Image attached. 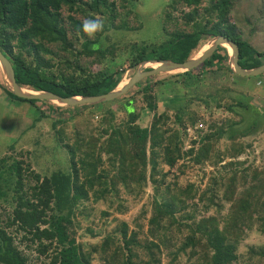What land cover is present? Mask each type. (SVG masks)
<instances>
[{"label":"trees","instance_id":"16d2710c","mask_svg":"<svg viewBox=\"0 0 264 264\" xmlns=\"http://www.w3.org/2000/svg\"><path fill=\"white\" fill-rule=\"evenodd\" d=\"M158 1H166L156 13L160 16L162 43L145 40L122 43L119 39L111 44L110 30L141 29L142 8L147 9L143 6L145 0H0V50L10 60L18 84L62 97L106 93L121 80L123 69L144 60L183 62L205 42L204 35H222L232 40L238 47V63L242 68L264 64V53L244 40L237 24L230 20L237 0ZM96 16L104 20V28L90 39L81 30V24L84 19ZM227 56L226 48L218 46L197 67L201 66V72L195 68L156 81L155 86L138 83L139 91L132 96L108 101L116 103L113 108L100 111L106 124L97 129L100 136L107 133V139L96 154L95 141L88 142L91 150L77 159V144L83 142L82 135L73 129L69 137H74L75 145L63 143L68 134L67 121L55 114L61 109L69 110L70 121L96 105H78L81 109L77 112L73 106L60 108L46 101L18 97L0 83V91L8 103L14 102L10 107L18 108L17 102L25 103L37 110L39 116L34 119L47 125L49 122L44 118L54 119L49 127L63 143L60 145L64 146L69 166L67 171L42 172L37 162H33L34 152L8 153L16 148L14 144L0 153V210L4 213L0 215V264H43L46 259V264H241L237 248L246 232L256 231L264 236V170L249 163L242 166L239 175L233 173L225 181L213 176L211 186L200 190L191 182L180 186L177 176L172 182L167 181L169 171L160 165L174 167L184 155L180 146L186 129L204 123L186 111L187 95L206 97L204 91L209 89L200 90L201 84L205 85L201 78L204 72L218 81L224 74L231 77ZM239 77L247 84L256 77L251 81H255L253 88L264 89V74ZM179 83L184 92L177 91ZM247 86L244 88L248 89ZM246 92L241 89L233 96L234 102L226 105L238 116V121L208 124L198 139L201 145L192 156L193 162L200 163L209 157L214 147L212 138L225 137L234 142L259 123L264 130V106L252 103L253 98ZM217 93L214 91L212 95ZM139 95L144 104L137 108L134 101L139 100ZM44 102L50 107L49 112L43 111ZM118 112H124L127 121L120 126L110 124ZM148 113L150 124H140L137 120H143ZM171 115L178 125L174 130L168 126ZM240 142L232 143L231 149L222 154L233 158L252 147L251 143ZM195 144L194 139L187 155H192ZM102 152L106 153L109 168H100L104 164ZM26 154L30 161L23 158ZM121 183L128 193H134L135 199L147 187L152 189L149 201L142 204L133 219V227L122 222L111 233L87 226L81 233L85 240L79 241L76 226L80 223L72 215L89 218L92 207L86 203L88 200L105 205L106 209L100 211L103 217L110 208L119 213L129 209L128 199L117 197ZM220 189L222 194L218 198ZM222 201L228 203L224 215L198 217V208L206 214L212 208L220 212ZM33 250L37 254L36 263L31 262L28 253ZM249 255L258 260L244 264H264V245L251 246Z\"/></svg>","mask_w":264,"mask_h":264},{"label":"rangeland","instance_id":"374dc122","mask_svg":"<svg viewBox=\"0 0 264 264\" xmlns=\"http://www.w3.org/2000/svg\"><path fill=\"white\" fill-rule=\"evenodd\" d=\"M146 2L143 4V6H146L147 9H143V26L139 30H110V33L112 34L111 40H109V43L114 44V41H119V39L122 41V43H133V42H139L140 40H145L146 42H155V43H162L164 40L161 36L162 33L160 32V16H158L156 13L162 9V7L165 5L166 1H158V0H145ZM159 9V10H158ZM161 12V11H160ZM174 15H177V12H174ZM230 20L237 24L238 31L241 34V37L246 40L251 46L255 47L258 51H261L264 53V0H237L234 2V6L232 7L231 14H230ZM205 41H208V37H204ZM198 49V48H197ZM196 50V49H195ZM194 50V51H195ZM193 51V52H194ZM227 51V50H226ZM228 53V52H227ZM193 54V53H192ZM91 59V58H90ZM90 59H86V61H89ZM227 64V62H226ZM201 67V66H200ZM199 68H196L199 71ZM122 70V67L120 68ZM136 66L129 68L124 71L123 69V75L122 76H128L135 71ZM196 71H192L194 74H196ZM201 72V70H200ZM217 72V71H215ZM207 72H204L202 75V81H204L205 85H202V89L200 90H207L204 91L205 98L204 97H198L196 98L195 94H190L188 96L187 101V110L188 112L197 115L201 121L204 123V127L199 128L191 126V131H185V135L183 136V140L181 143L182 152L184 155L179 158L174 165V167H171V169L165 165L164 163H160L161 168L164 169V171H169L166 180L167 181H173L175 179V176H177L178 184L180 186H184L186 183L191 182L194 183L196 187H198L200 190L204 189L208 184L210 185L211 179L214 177H218L220 180L225 181L227 177H231L233 173L240 174L242 170V166L247 165L251 163L254 167H257L258 170H264V130L263 126L259 123L258 126H256L252 131H250L247 135L238 137L234 142L241 141L242 144L245 143H251L252 147L248 148L246 152L241 153L240 155L236 157H228L227 154H222L224 151H227L228 149H231L232 143H234L231 140H228L227 138H222L215 140L212 138L210 142L213 143L214 147L210 150V155L208 158L203 160L200 163L193 162L192 156H194L196 149L201 145V142L198 143L200 140L199 138L203 135V133L208 129V124L210 123H216L219 125L220 123H231L233 121H238V116L234 115L232 112H230L226 105L232 104L234 102L233 96L237 95L241 89L245 90V94L251 96L253 99L251 100L252 103H259L260 105L264 106V89L260 88H253V81L256 77H252L253 79L249 80L250 84H247L242 78L239 77L240 80L235 78V82L233 81V75L231 77H227L225 74L221 77V81L213 78L209 74H206ZM180 74V73H178ZM219 74V73H218ZM177 74H166V73H158L153 76L146 77L144 80L140 81L141 86H144L147 82L150 84L154 83V86L156 85V81H159L161 79H167L171 76H174ZM0 83L3 84L1 77H0ZM235 83V84H234ZM245 85H242V84ZM249 85V87L247 86ZM248 89H245L246 87ZM258 87V85H257ZM140 88V87H139ZM139 88L134 85L132 86L125 94L122 95V98H116L117 101H122L121 99H125L127 97H130L133 95V93L139 91ZM179 90L184 92L183 87L179 83L177 86ZM196 87L194 86L192 90H194ZM217 88V90L215 89ZM160 89V86H159ZM158 91V87H155L154 92ZM211 93V96L209 95V92ZM214 91H217L218 93L216 95H212ZM182 92H178V94H182ZM198 92V90L196 91ZM192 93V92H191ZM187 94V93H186ZM139 100L134 101V106L139 108L144 103L140 99V95L138 96ZM215 97H219V100L216 101ZM47 102V101H46ZM49 103V102H47ZM44 102V104H41L44 112H49L50 107L48 104ZM116 102H103L96 104L93 108H87L84 110L83 114H78L75 116L74 119L69 121V114L70 111L67 110V112L63 109L58 110L57 114H55V117L58 119H62L67 121L65 124L66 129V137L62 140L63 143H70L71 145H75L74 143V137L70 136V133L72 134L73 129L78 130L80 134L82 135L83 142L80 144H77L78 148L76 149V159L78 157H82L86 155L87 151H90L91 148L87 145L88 142L95 141V150L94 153L96 154L97 151L100 149L101 143L104 142L108 134H102L99 135L97 129L98 127H104L106 122L104 121V118L102 117V112H100L102 109L106 107H114V104ZM118 103V102H117ZM160 103V102H159ZM218 103V105H217ZM11 103H8L9 107L4 106L3 103L0 101V153L5 150V148L9 145L14 144L16 147L13 150H7L8 153H11L14 155V153L21 151H31L32 153V159L33 162H37L39 165L40 171L44 172L45 170H48L46 172H52L56 170H66L68 164H67V154L64 152V146L60 145L63 143H60L58 141L57 137L55 136L54 131L50 130V127L52 126V123L54 122V119L51 117L44 118L45 121L49 122V125H47L43 120H38L34 118H38L39 114L35 108H29V106H26L25 103L23 104L24 109L19 108H13L10 107ZM52 104V103H50ZM54 105V104H52ZM98 105V106H97ZM16 106V105H15ZM56 106V105H55ZM58 107V106H57ZM112 107V108H113ZM159 107V106H158ZM62 108V107H60ZM65 108V107H63ZM72 109L76 110L77 112L81 109V106H73ZM159 109V108H158ZM71 111L72 112H74ZM75 111V112H76ZM81 112V111H80ZM92 112V113H91ZM170 112V111H169ZM171 114V112L169 113ZM33 118V119H32ZM143 120H137L140 124H150L151 122V114L148 113L142 117ZM199 120V121H200ZM127 121L126 115L124 112H118L116 114V117L114 120L110 122L112 125H122ZM40 124V130H38V125ZM31 126V127H30ZM168 126L172 127V130L174 128H177L178 125L175 122L174 115H171L168 119ZM25 127L30 128L29 130H23ZM228 127V124L225 126V128ZM171 130V131H172ZM26 131V132H25ZM170 131V132H171ZM39 137V138H38ZM90 137H97L94 140H90ZM99 137V138H98ZM40 140V142H36ZM195 139L197 140V144H195V150L193 151L192 155H187L186 152L188 151V148L192 145V141ZM199 139V140H198ZM253 140V143H252ZM240 142V143H241ZM23 147L21 149V147ZM60 146H59V145ZM76 147V146H75ZM223 151V152H222ZM23 156V153H22ZM85 157V156H84ZM102 160L104 164L100 165V168H109L106 153H101ZM25 160L30 161L28 158V155L26 154L23 157ZM88 160V159H86ZM90 160V159H89ZM233 163V164H232ZM184 166V167H182ZM99 168V169H100ZM183 169L182 172L179 170ZM67 171V170H66ZM45 174H48L46 173ZM220 176H222L220 178ZM250 178V174L247 175V179ZM211 186V185H210ZM198 189V190H199ZM127 189L124 187V185L121 183L119 184V192L120 195L117 197L128 199V210L124 213L115 212L110 208L109 214L106 216H101L100 211L102 209H106L105 205L100 201L99 203L93 202L91 199L88 200L86 203L92 207V210H90L89 218L83 217L80 214L72 215L73 218L79 221V225H77V232L78 240L82 241L85 240L83 236H81V233L84 232V228L87 226L92 227L96 231L98 230H108L111 233L114 229H116L118 226H120V223L126 222L128 225H130V228L133 227V219L138 215V210L142 206L143 203L146 201H149V196L152 192L151 187H147L145 191H143L141 194L138 195V197L134 198V193H128L126 191ZM238 190H242V188H239ZM222 194V189L218 191V198ZM130 199V201H129ZM222 204V208L217 210L216 208H212L207 214L203 213L198 208V217H201L202 215H216L218 217H221V215H224L227 212L228 203L220 202ZM3 212L0 210V215L3 216ZM92 220V224H90V221ZM76 235V237H77ZM87 237V236H86ZM89 240V238H87ZM261 245H264V236L259 234L256 231H247L244 235L243 239L239 241L237 252L240 254L239 263L244 264L245 262H256L258 259L255 256L249 255V248L252 247H259ZM29 257L31 262L36 263V252L28 251ZM44 259V257H42ZM165 259V258H164ZM48 259L45 260L43 264H46ZM165 262V261H164Z\"/></svg>","mask_w":264,"mask_h":264},{"label":"water","instance_id":"95a60500","mask_svg":"<svg viewBox=\"0 0 264 264\" xmlns=\"http://www.w3.org/2000/svg\"><path fill=\"white\" fill-rule=\"evenodd\" d=\"M204 37H208L209 41H211L209 47L203 51L201 55L198 57H193L190 55L183 62H176L171 59L164 60H144L136 65L135 71L128 77L126 83L122 85L120 88H117L118 84L111 89L110 91L92 96H81L74 95L70 97H62L58 94L47 90H34L35 93H26L24 92L23 86L18 84L15 78L14 69L10 60L1 52L0 50V64L4 71L5 83L3 86L9 90L12 94L26 99H35L41 101H47L59 107H72L77 105H96L103 102L112 101L123 94H125L132 86L136 85L138 82L143 80L146 77L153 76L158 73H166V74H178L186 71H190L196 67H198L202 62H204L207 58H209L215 49L223 43H226L231 46L232 54H228V66L230 69L242 76H251V75H259L264 73V64L259 66L244 69L238 63V47L237 45L230 39L222 35H204ZM147 62H158L160 65L158 67H147L145 64ZM175 70V71H173Z\"/></svg>","mask_w":264,"mask_h":264},{"label":"bare ground","instance_id":"6f19581e","mask_svg":"<svg viewBox=\"0 0 264 264\" xmlns=\"http://www.w3.org/2000/svg\"><path fill=\"white\" fill-rule=\"evenodd\" d=\"M207 42H208V43H207ZM205 43H207V45H206L205 48L203 49ZM210 43H211V41H209V40L203 42V43L198 47V49H196V50L193 52L192 56H193V57H198L199 55H201V54L203 53V51L209 47ZM222 46L226 48L228 54H230V55L232 54V48H231L230 45H228V44H226V43H223ZM145 65H146L147 67H158L160 64H159L158 62H147ZM127 71H128V70H127ZM173 71H175V70H173ZM3 73H4V71H3L2 66H1V64H0V77H1L2 82L5 83V78H6V76L4 77V74H3ZM127 79H128V76L125 75V76L120 80V83H119V85L117 86V88H120L122 85H124V84L126 83ZM22 90H23L24 92H26V93H35V91H34L33 89H31V88H29V87H27V86H23V89H22ZM25 90H29V91H25Z\"/></svg>","mask_w":264,"mask_h":264},{"label":"clouds","instance_id":"9594fccd","mask_svg":"<svg viewBox=\"0 0 264 264\" xmlns=\"http://www.w3.org/2000/svg\"><path fill=\"white\" fill-rule=\"evenodd\" d=\"M103 28H104V20L99 17V16H96L95 18H86L82 21V24H81V30L83 31V33L85 35H87L90 39H94L96 34L98 32H101L103 31ZM79 31L78 30V35H79ZM221 46V45H219ZM193 53V52H192ZM192 55V54H191ZM203 63V62H202ZM201 63V64H202ZM197 68V67H196ZM129 69V68H127ZM125 69V70H127ZM195 69V68H194ZM124 70V71H125ZM123 75V74H122ZM124 76L121 77V79L123 78ZM145 79V78H144ZM140 83V82H138ZM137 83V84H138Z\"/></svg>","mask_w":264,"mask_h":264},{"label":"crops","instance_id":"0c3cea01","mask_svg":"<svg viewBox=\"0 0 264 264\" xmlns=\"http://www.w3.org/2000/svg\"><path fill=\"white\" fill-rule=\"evenodd\" d=\"M253 47V46H252ZM253 48H255V47H253ZM256 49V48H255ZM216 50V49H215ZM257 50V49H256ZM214 53V52H213ZM227 59H228V56H227ZM226 62H227V60H226ZM227 65H228V62H227ZM245 69V68H244ZM231 70V69H230ZM231 72L233 73V81L235 82V78L236 79H238V80H240L239 79V76H241V77H244V76H242V75H238V74H236V73H234L232 70H231ZM264 73H262V74H259V75H263ZM252 76H256V75H252ZM144 80V79H143ZM0 99H2L3 100V102L6 104V103H8V100L6 99V97H5V95H3L2 93H1V91H0ZM10 101V100H9ZM10 103H13L14 104V102L13 101H10ZM18 103V105H17V107L19 108V109H24L23 107V103H20V102H17ZM33 119V118H32Z\"/></svg>","mask_w":264,"mask_h":264},{"label":"built area","instance_id":"2783aa9c","mask_svg":"<svg viewBox=\"0 0 264 264\" xmlns=\"http://www.w3.org/2000/svg\"><path fill=\"white\" fill-rule=\"evenodd\" d=\"M204 127V124L203 123H199L198 125H197V127L196 128H199V129H201V128H203ZM187 131H191V128L189 127V128H187Z\"/></svg>","mask_w":264,"mask_h":264}]
</instances>
